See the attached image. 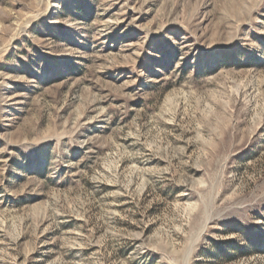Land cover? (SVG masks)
<instances>
[{
	"label": "rangeland",
	"instance_id": "374dc122",
	"mask_svg": "<svg viewBox=\"0 0 264 264\" xmlns=\"http://www.w3.org/2000/svg\"><path fill=\"white\" fill-rule=\"evenodd\" d=\"M0 264H264V0H0Z\"/></svg>",
	"mask_w": 264,
	"mask_h": 264
}]
</instances>
